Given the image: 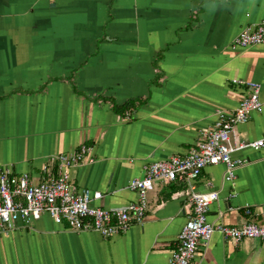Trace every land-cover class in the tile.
<instances>
[{"label": "crops", "instance_id": "crops-1", "mask_svg": "<svg viewBox=\"0 0 264 264\" xmlns=\"http://www.w3.org/2000/svg\"><path fill=\"white\" fill-rule=\"evenodd\" d=\"M263 22L264 0H0V168L36 181L50 157L84 144L86 159L70 169L75 189L101 192L94 206L122 208L137 198L128 184L145 164L185 154L237 107L245 88L232 79L258 84L262 108L235 125L231 144L259 138L264 43L233 41ZM128 101V114L112 107ZM233 157L244 160L233 182L222 163L193 181L218 193L208 220L264 225V147ZM190 191L185 182L154 183L143 221L110 237L43 213L10 230L26 241L25 257L14 258L5 232L0 264H168ZM192 264H264V242L215 231Z\"/></svg>", "mask_w": 264, "mask_h": 264}, {"label": "built area", "instance_id": "built-area-1", "mask_svg": "<svg viewBox=\"0 0 264 264\" xmlns=\"http://www.w3.org/2000/svg\"><path fill=\"white\" fill-rule=\"evenodd\" d=\"M233 43L239 47L264 43V22L243 28ZM232 83L245 88L237 107L231 113H219L215 122L200 133L199 139L185 154L171 155L145 164L143 174L134 177L128 184L136 192L137 198L122 208L94 206L91 202L100 198L101 192L88 188L75 189L70 169L81 165L86 159L91 148L84 144L72 153L50 157L53 165H43L42 176L36 181L26 172L14 173L8 167L0 168V230L10 231L17 223L28 225L46 213L55 223H65L73 230L92 229L102 237H110L143 221L147 191L154 183L180 181L190 187L187 201L191 205V212L178 233L168 264H192L199 243L208 242L215 231L223 239L233 242L245 238L264 242V225L252 221L241 225L210 222L209 206L218 198V193L215 190L198 191L193 182L206 166L221 163L225 166L224 179L233 182L236 169L244 164V160L233 157V153L264 147V133L253 141L231 144L235 125L246 121L252 111L262 108L258 84L242 79H232ZM244 212L248 216L251 214L247 206Z\"/></svg>", "mask_w": 264, "mask_h": 264}, {"label": "rangeland", "instance_id": "rangeland-1", "mask_svg": "<svg viewBox=\"0 0 264 264\" xmlns=\"http://www.w3.org/2000/svg\"><path fill=\"white\" fill-rule=\"evenodd\" d=\"M6 233L8 234H6L5 237L10 239V242H9L10 244L8 243L9 246H7V248L9 249V251L12 250V255L14 256V258L17 259V258L25 257L24 249L26 250V246L24 244H27V243L25 240H23L24 238L14 235L11 231H7ZM4 235H5V232L0 231V239L4 237ZM29 254L30 253H27V255ZM31 254L34 255V252H31ZM26 257L29 258L31 257V255L26 256Z\"/></svg>", "mask_w": 264, "mask_h": 264}, {"label": "trees", "instance_id": "trees-1", "mask_svg": "<svg viewBox=\"0 0 264 264\" xmlns=\"http://www.w3.org/2000/svg\"><path fill=\"white\" fill-rule=\"evenodd\" d=\"M131 105H132L131 101H128L122 105H117V104L112 103V107L115 110L119 111L120 114H124L125 112L127 113Z\"/></svg>", "mask_w": 264, "mask_h": 264}]
</instances>
